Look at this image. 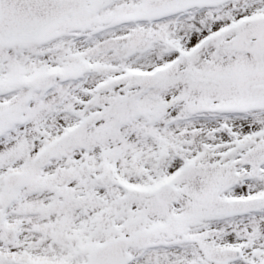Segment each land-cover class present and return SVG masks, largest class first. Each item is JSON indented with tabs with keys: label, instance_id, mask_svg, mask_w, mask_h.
I'll list each match as a JSON object with an SVG mask.
<instances>
[{
	"label": "snow or ice",
	"instance_id": "6c2138e0",
	"mask_svg": "<svg viewBox=\"0 0 264 264\" xmlns=\"http://www.w3.org/2000/svg\"><path fill=\"white\" fill-rule=\"evenodd\" d=\"M0 264H264V0H0Z\"/></svg>",
	"mask_w": 264,
	"mask_h": 264
}]
</instances>
